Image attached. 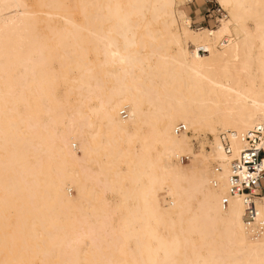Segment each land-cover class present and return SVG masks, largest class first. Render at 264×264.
I'll use <instances>...</instances> for the list:
<instances>
[{
  "label": "bare ground",
  "instance_id": "1",
  "mask_svg": "<svg viewBox=\"0 0 264 264\" xmlns=\"http://www.w3.org/2000/svg\"><path fill=\"white\" fill-rule=\"evenodd\" d=\"M33 2L45 9L0 0V73L5 87L28 92L14 97L25 102L16 118L0 87V133L13 147L8 162L0 159V189L11 203L21 200L10 224L0 210V264H26L27 252L57 253L54 264H264V198L253 200L246 221L242 196L228 195L229 160L242 142L231 138L229 156L219 140L224 131L264 128V0H219L231 20L216 31L189 26L191 57L174 0ZM42 118L51 124L40 144L46 152L32 141ZM205 137L209 152L199 154L206 149L193 140ZM31 150L28 172L44 184L40 203L29 206L40 184L26 192L8 174ZM181 156L200 160L175 163Z\"/></svg>",
  "mask_w": 264,
  "mask_h": 264
},
{
  "label": "rangeland",
  "instance_id": "2",
  "mask_svg": "<svg viewBox=\"0 0 264 264\" xmlns=\"http://www.w3.org/2000/svg\"><path fill=\"white\" fill-rule=\"evenodd\" d=\"M210 2H207V0H174L173 3V9L175 10V18H176V31L179 34V37L181 39V47L183 49H185V51L187 52L188 56H193L194 52H195V43L191 40V39H187L185 40L184 36H185V30L190 26L191 29L197 31L200 28H208L211 30H218L221 27V23L222 21H227V20H231V16L228 12V9L225 8L220 2L219 0H209ZM70 2V1H69ZM27 4L29 7H33V8H40V9H45V6H39L37 5V3L33 2V0H27ZM212 5H216L219 6L222 10V16H219V19L217 22L214 23V21H210V22H202L200 24H195L192 25L191 24V20L193 23L199 22L200 19H197L198 15H201V13H204V10L207 6L211 7ZM0 7H5V5H0ZM177 10H181L183 15H179L177 14ZM201 11V12H200ZM191 17V19H190ZM214 18H216L217 16L214 13ZM184 20H188V22L186 23ZM248 25L250 27H253V22L251 20L248 21ZM199 26V27H198ZM11 77L15 78L17 76L16 73V69L11 71L10 74ZM12 78V79H13ZM5 73H0V82H2L1 85H4L7 80ZM1 89L3 90V96H4V101L2 100L3 106L6 109V114L8 115H13L14 117L18 118L19 116L22 115V113H24L25 110V102H23L22 99H18L17 101H15L14 97H19L21 96H28V92L25 90V88L23 86H21L18 83H12L11 87H5L4 86H0ZM77 98L76 95V91L72 92L69 96L68 99L70 102H74L75 99ZM43 105V104H42ZM3 117L5 118L4 114H0V124L2 125V119ZM45 118H42L39 121V126L37 128V132H35L36 134L34 135V137L32 138L33 143L35 144V146L38 148L39 152H46V149L44 147H40L41 142L43 141V136L45 133L46 129H50L51 124L47 123L45 120ZM207 128L205 125L204 126H195V131H198L199 128ZM217 127H215L212 132L214 134V131L216 130ZM18 133H22L24 134V136H26V134L29 133V131L25 128L24 125L20 126V129L17 130ZM205 132V131H204ZM204 134V133H203ZM210 133H205L204 135L206 136H210ZM197 135H199V133H196V135L194 137H196ZM2 134L0 133V159L3 160L5 163L9 161L10 159V155L13 151V147H12V143L10 141H4ZM192 138V137H191ZM211 138V136H210ZM206 139V140H204ZM204 139H200V140H193V146L195 150H199L201 147H203L206 150H200L199 154H203L205 152H209L210 149V142H209V138H204ZM78 140H74L72 141V147L73 149H76L79 147V141L76 142ZM199 141H203L202 144ZM74 142V143H73ZM190 143V142H189ZM76 145V146H75ZM78 146V147H77ZM77 147V148H76ZM191 147V145H190ZM192 148V147H191ZM78 151V150H77ZM32 152L33 150H31V152H29L30 156H29V162H26L23 165H14V167L12 168V172H9V176L8 178H10L12 175L20 180L21 182L24 183L25 188H26V192L29 191V188H31L34 184L38 183L40 184V187H38L37 190V196H31V198H29L28 196V201H29V206H32L33 201H36L35 203L38 202V204L40 203V193H41V186L44 184L43 181V175L41 174H30L28 171L29 168L31 167V160L34 159L32 157ZM194 152H198V151H194ZM210 154H213L216 157V154H214L213 152H211ZM48 157V156H47ZM185 157V156H184ZM183 158V157H182ZM186 158V159H185ZM183 159H180L178 162L175 163H180V164H189V166L193 165H197L198 164V160H200V158H195V157H190L188 159L187 157H185ZM207 167L209 170H211L212 168L209 166V161H205ZM187 164V165H188ZM211 166H215L214 163L211 164ZM28 169V170H27ZM182 169V168H181ZM213 171V169H212ZM54 175V176H53ZM53 175H51L52 177H57L56 173L53 172ZM209 187L211 189H213L215 186L212 185V181L209 183ZM69 193H72L74 195L75 191L74 189L69 190ZM105 197L107 199V201L109 202V204H114V202L116 201L115 199H113L111 197V195L107 192L105 193ZM169 199V198H167ZM11 198L8 195V193L5 191V189H0V210L2 211V214L4 216V220H6L9 224L15 220L18 219L20 214L19 211V206L21 203V200H16L13 201L14 203H11ZM32 200V202H31ZM163 208L167 207V206H162ZM60 220L65 223L67 221V219L64 218V216L60 217ZM34 227V229L36 230L37 235H39V238H45V234L42 231L41 227L38 226L37 224L32 226ZM55 233H57V238L60 237L61 232L59 231H55ZM14 244L16 243V245H19L17 243V241H14ZM57 254V253H56ZM56 254H53V256L49 257V256H44V257H31V255L27 252L25 253V259H26V264H54V261L56 260Z\"/></svg>",
  "mask_w": 264,
  "mask_h": 264
},
{
  "label": "built area",
  "instance_id": "3",
  "mask_svg": "<svg viewBox=\"0 0 264 264\" xmlns=\"http://www.w3.org/2000/svg\"><path fill=\"white\" fill-rule=\"evenodd\" d=\"M207 2H210L207 0ZM214 13L217 16L214 18ZM222 10L219 6H207L204 13L198 15L202 17L199 22L191 24H200L204 22H217L219 16H222ZM197 17V18H198ZM191 19V17H190ZM199 27V26H198ZM185 130V126L179 125L177 132ZM238 136L242 142V147L238 154L229 160L228 173V195L242 196L245 205L244 219L252 221L255 217L253 212V200L256 197L264 198V128L261 125H255L246 132L237 134L234 131H224L219 134V140L223 150L229 156L232 155L231 138ZM185 158L181 156V159ZM223 204L227 203V197L223 198Z\"/></svg>",
  "mask_w": 264,
  "mask_h": 264
},
{
  "label": "crops",
  "instance_id": "4",
  "mask_svg": "<svg viewBox=\"0 0 264 264\" xmlns=\"http://www.w3.org/2000/svg\"><path fill=\"white\" fill-rule=\"evenodd\" d=\"M200 12H201V11H200ZM197 19H200V20H201V19H202V17L200 16V17H198Z\"/></svg>",
  "mask_w": 264,
  "mask_h": 264
}]
</instances>
